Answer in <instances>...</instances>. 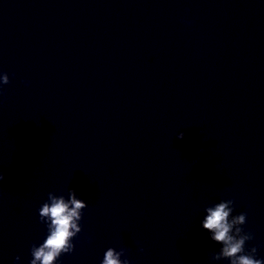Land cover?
Listing matches in <instances>:
<instances>
[{
	"label": "clouds",
	"instance_id": "1",
	"mask_svg": "<svg viewBox=\"0 0 264 264\" xmlns=\"http://www.w3.org/2000/svg\"><path fill=\"white\" fill-rule=\"evenodd\" d=\"M191 23V21H188ZM10 83L7 73H0V95H3V85ZM185 133L177 134V139L182 140ZM201 152L204 149H200ZM198 161H194L197 163ZM4 175L0 174V181ZM87 203L77 198L75 189L69 190L68 199L63 195L57 196L53 192L48 193V199L39 208V219L47 227L48 234L43 243L31 248L30 264H55L61 254H70L74 251L72 240L81 232L79 221L82 219V211ZM234 211L233 199H221L219 203L206 207V216L202 221V228L211 235L210 239L222 245L220 250L211 257L213 261L226 259L229 264H264V260L257 259V247L246 250V242L254 239L251 232H245L242 225L247 222V213L241 212L232 215ZM143 251V249H140ZM126 249L117 251L109 247L103 256L101 264H130L124 257ZM19 261L20 257L17 256Z\"/></svg>",
	"mask_w": 264,
	"mask_h": 264
}]
</instances>
